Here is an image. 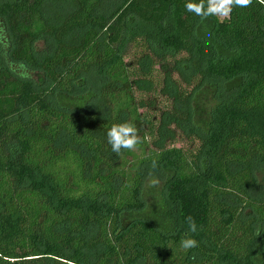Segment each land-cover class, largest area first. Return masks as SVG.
Listing matches in <instances>:
<instances>
[{"label":"trees","instance_id":"1","mask_svg":"<svg viewBox=\"0 0 264 264\" xmlns=\"http://www.w3.org/2000/svg\"><path fill=\"white\" fill-rule=\"evenodd\" d=\"M186 2L0 0V264H264V4Z\"/></svg>","mask_w":264,"mask_h":264},{"label":"clouds","instance_id":"2","mask_svg":"<svg viewBox=\"0 0 264 264\" xmlns=\"http://www.w3.org/2000/svg\"><path fill=\"white\" fill-rule=\"evenodd\" d=\"M264 4V0H259ZM252 4V0H199L192 2L187 0L184 7L186 11L195 14L202 19L208 17H216L221 21L230 18L234 7L246 8ZM106 142L110 146L113 153L119 154L122 150L133 151L142 142L138 135V130L133 123L122 122L113 124L106 132ZM158 181L153 179L152 185ZM189 231L195 233L197 231L196 221L193 217L186 218ZM260 233L257 232V235ZM198 247V242L190 237H185L180 240V248L188 251Z\"/></svg>","mask_w":264,"mask_h":264},{"label":"rangeland","instance_id":"3","mask_svg":"<svg viewBox=\"0 0 264 264\" xmlns=\"http://www.w3.org/2000/svg\"><path fill=\"white\" fill-rule=\"evenodd\" d=\"M108 7H112V9L115 8V4H109ZM114 7V8H113ZM206 26V25H205ZM199 95V96H198ZM195 99H194V115L196 113L200 114L199 117H194L195 123L201 127L203 130H205L206 123L208 121V111H209V105L213 101V91L211 87H204L201 92H199ZM177 147H188L189 145L184 142H180L176 144ZM165 176V175H164ZM160 178V179H159ZM153 179H156L158 181L157 184L152 185L151 181ZM163 175L161 174V177H157L156 174H153L152 172L146 174L145 176V185H144V198L145 203L147 206L150 205H156L157 201L160 203V200L162 201L161 196L163 195V191L161 190L162 184H163ZM264 190V176H258L257 175V186L254 194L260 195ZM249 210H244V215L248 213ZM148 214V213H146ZM148 219H151L150 215L148 214ZM257 227V226H256Z\"/></svg>","mask_w":264,"mask_h":264}]
</instances>
